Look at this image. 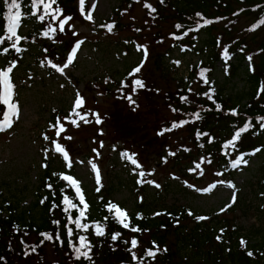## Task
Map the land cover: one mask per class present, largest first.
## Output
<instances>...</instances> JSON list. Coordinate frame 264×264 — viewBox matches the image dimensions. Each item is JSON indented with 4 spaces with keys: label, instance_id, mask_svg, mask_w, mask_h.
Listing matches in <instances>:
<instances>
[{
    "label": "rangeland",
    "instance_id": "rangeland-1",
    "mask_svg": "<svg viewBox=\"0 0 264 264\" xmlns=\"http://www.w3.org/2000/svg\"><path fill=\"white\" fill-rule=\"evenodd\" d=\"M125 1L84 0L82 12L78 0L79 16L66 15L59 20L60 23L67 17L72 18L65 25L63 32L66 36L58 37L62 41L67 39L70 47L61 44L57 37L48 41L55 44L60 60L58 67L43 64L47 56L42 52L40 39L27 45L24 51L19 48L16 59L10 62L0 52V69L5 67L7 70L14 65L10 76L15 85L13 99L19 106V115L12 117V126L0 131V216L5 218L11 209H15L16 216L24 214L30 220H38L40 208L37 200L42 192L39 180L49 168L61 173V181L73 189L78 203L75 187L63 176L70 175L77 181L88 206L96 200L110 199L127 217L141 212H150L152 217L157 212L179 215L182 210H187L192 213L187 231L196 224L205 225L209 230H221L225 220H229L230 226L238 231L237 238L249 248L254 246L264 234V139L259 151L244 158L246 164L235 168L231 164L221 167L206 165L202 156L188 163L185 159L182 167L169 162L158 168L157 159L151 156L148 161L150 157L145 158L139 149H133V155L129 151L121 152L119 149L123 145L110 141V133L107 134L110 129L104 122L105 116L117 109L112 105L113 97L104 90L107 83L114 90V81L129 76L155 84L162 92L174 91L179 82L189 77L192 66H200L208 60L210 52L205 49L206 44L213 35L226 34L227 21L211 32L202 33L194 45H176L172 41L149 44L153 42L157 28L146 29L147 18L141 3L133 2L128 6ZM123 3L126 4L121 16L116 17L115 13ZM241 7L243 4L238 5ZM89 13L91 19L87 18ZM253 21V16L240 17L231 35L222 36V43L225 45L233 36L251 52L257 51L264 44V29L245 34V29ZM105 22L112 25L119 22L122 26L116 28L114 24L109 31L100 27ZM34 24L21 11L17 32L32 33L37 27ZM140 27H145L141 33L138 31ZM171 28L170 23L163 24L164 31ZM76 44L80 47L72 64L63 73L59 72L57 69L67 62ZM259 60V56L254 58L255 63ZM254 62L243 60L240 51L227 57L223 55L212 77L215 90L240 108L247 104L246 95L253 88L249 78L254 72ZM141 65L140 72L134 73ZM78 93L83 106L75 108ZM74 112L86 114L89 122L84 123ZM93 113L99 115L100 123L96 122ZM3 119L4 115L0 116V121ZM73 120L79 126L73 124ZM61 127L64 131H60ZM219 130L223 132L224 126ZM56 144L64 148L68 160L64 159V152L56 151ZM123 153H128L132 159L140 155L142 170L135 171L131 160ZM169 155L170 152L166 151V156ZM92 164L99 172V184ZM196 164H200V168H196ZM141 171L145 172L143 179L139 176ZM148 180L153 183H147ZM228 182L235 187H229ZM214 184L216 187L212 188ZM79 205L83 210V205ZM85 212L91 213L90 207ZM114 215L117 217L115 209ZM197 217L207 219L198 220ZM49 257L53 258L50 253Z\"/></svg>",
    "mask_w": 264,
    "mask_h": 264
},
{
    "label": "trees",
    "instance_id": "trees-1",
    "mask_svg": "<svg viewBox=\"0 0 264 264\" xmlns=\"http://www.w3.org/2000/svg\"><path fill=\"white\" fill-rule=\"evenodd\" d=\"M77 1L56 0L52 10L54 12L59 8L60 12L56 14L57 18L53 19L51 15H45L43 5L34 6V0H18L22 13L30 17L37 27L29 34L17 32L23 39L16 47L24 51L27 45L40 39L42 52L47 56L43 64L58 67L60 60L57 59L55 44L48 41L51 37L55 39L57 37L58 40L59 36H66L64 32L59 31L58 23L66 15L79 16ZM125 2L128 6L133 2L141 3L147 18L146 29L157 28L153 34V42L149 44L155 42L164 44L172 41L176 45H194L202 33L211 32L225 21H227V31L220 37L213 35L208 40L205 48L210 52L208 60L200 66H192L189 77L179 82L174 91L162 92L155 84L140 78L131 79L129 76L122 81H114V90L111 88L112 85L107 83L104 90L113 97L112 105L117 108L109 112L104 119L110 129V132H107L110 133V141L120 142L123 145L122 149H119L121 152L129 151L130 155H133L132 150L136 148L144 153L145 158L150 157L148 161L154 156L158 161V168L162 163L169 162L182 167L185 159L188 163L200 156L203 157L202 161L206 162V165L215 164L221 167L231 164L240 155L247 159L252 153L257 152V149L262 147L264 139V127L261 126V121L264 120V44L257 51L251 52L243 42L233 36L224 45L222 36L231 35L240 17H254V21L245 29V34H254L264 29V24H261V20H264V0H127ZM45 3H51V0H45ZM126 3L118 8L116 17L121 16L123 5ZM146 4L151 7H145ZM239 4H243V7L238 8ZM152 8L155 11H152ZM41 15L45 16L43 21L39 19ZM6 18L7 5L5 0H0V39L4 40V43L0 44V52L10 62L16 59L18 51L12 47L13 41L7 39ZM204 20H209L211 23L204 25ZM113 23L116 28L122 26L119 22ZM165 23L171 24V30H163ZM108 25L112 23L105 22L100 27L107 29ZM177 25L181 27L177 28ZM50 28L56 31L49 32ZM144 30L145 27L138 29L140 33ZM46 32H49V35L46 36ZM61 44L69 46V41L66 39ZM225 48L228 49L229 55L240 51L243 60L250 62H254L255 57H260L257 63L254 62V72L249 78L253 88L246 95L248 102L241 108L232 100L225 98L222 92L215 90L212 83L216 64L224 55ZM4 49H7V52ZM158 57L161 58L160 55ZM158 63L160 66L159 59ZM4 69L5 67L0 71ZM205 79L208 83L204 82ZM135 80H141L144 86L136 87ZM129 95L132 99H136L134 104L127 99ZM209 96L211 99L208 98ZM184 97L187 99H183ZM5 112L7 106L0 104V116ZM233 112L236 115H233ZM249 121L252 124L250 130L242 134L240 140L236 141L235 147L226 148L225 145L233 139L235 132ZM174 123L180 126L173 128ZM223 126L225 130L222 132L219 128ZM165 129L170 130L165 131ZM100 135H103V132H100ZM166 151L170 152L169 156H166ZM137 157L134 159L140 167L133 164L135 171L142 170L140 164L142 157L140 155ZM39 181L42 192L37 200L40 208L38 220H30L24 214L16 216L15 209H11L10 214L5 218L0 216V264H264V234L254 246L249 248L237 238L238 231L230 226L229 220H225V224L222 225L223 231L209 230L202 224H196L187 231V223L192 220L187 210H182L179 215L157 212L159 215L155 217H152L150 212H141L139 215L125 219L124 222L129 224V228L126 229L118 222L114 209H111V204L117 205V203L105 198L90 202L91 213L85 212V217L81 218L82 223L89 224V230H76L71 221L82 209L73 189L61 181V173L46 168ZM65 196L77 205V209L64 211ZM96 224L104 227V236L95 235ZM133 227L138 231L133 232L131 230ZM68 228L74 231L72 237L67 235ZM116 233H119V237L113 241L111 236ZM57 234L60 236L59 240L56 239ZM49 235L52 236L50 240L46 238ZM79 235L86 236L92 245L91 261L84 258L75 259L69 241L79 246ZM133 239L137 240L136 248L131 245ZM157 249L159 251L155 257L147 255L149 250ZM249 252L252 255H249ZM49 253L53 258L49 257Z\"/></svg>",
    "mask_w": 264,
    "mask_h": 264
},
{
    "label": "snow or ice",
    "instance_id": "snow-or-ice-1",
    "mask_svg": "<svg viewBox=\"0 0 264 264\" xmlns=\"http://www.w3.org/2000/svg\"><path fill=\"white\" fill-rule=\"evenodd\" d=\"M5 3L7 5V33H8V40H12V47L16 50V51H20L19 48L16 47V45L23 39L22 36L17 34V29L20 25V21H21V4L18 3V0H5ZM56 3V0H51V3H45V0H34V6H36L37 4H41L43 5L44 8V12L45 15H51L53 19H56V14L60 12V9L57 8L55 9V11L53 12L52 10V5ZM81 3V11L83 12V4H84V0H80ZM145 7H151L150 5H145ZM152 11H155L154 8L151 9ZM199 15V14H197ZM89 19H91V13L88 14ZM39 19L41 21H43L45 19L44 15H41L39 17ZM71 17H67L64 20H61L59 23V31L63 32L65 30V25L68 23L69 20H71ZM204 25H207L209 23H211V21L209 20H204L203 21ZM261 24H264V20H261ZM203 26V25H200ZM113 25H108V29L109 31H111ZM177 28H180L181 25H177ZM55 29L50 28L49 32H55ZM49 32H46L45 35H49ZM13 38H15L13 40ZM4 40L0 39V44H3ZM80 47V44H76L75 47L72 49L71 55L68 56L67 58V62L63 65V67L58 68L57 70L61 73L64 72V69L67 68L69 65L72 64L73 59L76 55V51L77 49ZM5 52H7V49H4ZM224 55L227 57L229 55L228 53V49L225 48L224 50ZM176 63H179L178 61ZM54 68L56 67V65H52ZM13 67H9L7 68V70L4 71H0V104L6 105L8 111L4 113V119L3 121H0V131H4L6 128H10L12 126V117L16 116L18 117L19 115V106L16 102H14V88L15 85L12 81V77L10 76V74L13 71ZM141 66H138L137 68H135L134 73H138L141 70ZM201 76H204V72H201ZM205 83H208V81L205 79L204 81ZM134 85L136 87H143V82L141 80H135L134 81ZM122 87H126V85H122ZM135 90V88L133 89ZM209 99H211V96L208 97ZM127 99L129 100L130 103H135V101L132 99V96L129 95L127 96ZM183 99H187V97H184ZM83 106V99L79 96V93L77 94V99L75 101V108H80ZM217 108H219V105H217ZM75 115L80 116V119L83 120L84 123H88L89 120L87 118V115H81L78 112H74ZM233 115H236L235 112L232 113ZM93 115L96 116V122L100 123V118L98 114L93 113ZM197 118H199V113L196 114ZM57 123H59V119L57 120ZM73 124H75L76 126H79V124L77 123V121L73 120L72 121ZM186 123V122H185ZM180 125L174 123L172 125L173 128L178 127ZM261 126L264 127V120L261 121ZM252 127L251 122H246L244 123L243 127L239 128L238 131L235 132V135L233 136V139L230 140L228 142L227 145H225L226 148L228 147H235L236 141L240 140L241 136L243 133H247L250 128ZM170 129H165V131H168ZM60 131H64L63 127H61ZM59 135V133H57ZM162 134V133H161ZM206 135V134H205ZM47 138V137H46ZM68 139H71V137H68ZM203 146V145H201ZM56 151L57 152H64V159L68 160V154L65 152L64 148L61 147L60 144H56ZM257 151H259V149H257ZM174 154V153H173ZM125 157H128L131 160V163L136 165V167H140V165L137 163V161L135 159H132L131 157H129L128 153H123L122 154ZM242 163H247V161L244 159L243 155H240L239 157H237L235 160H233L231 162L232 167H238L240 164ZM92 168L94 170H96L97 174H96V181L97 184L100 183V177H99V172L96 168L95 164H92ZM196 168H200V164H196ZM203 174V173H201ZM217 175H221V173H217ZM139 176L140 177H144L145 176V172L141 171L139 172ZM64 180L69 181L74 187H75V191L79 197V203L81 205H83V210H79L78 211V216L72 220L71 222L74 223L75 229L76 230H83V231H88L89 230V224L88 223H82L81 222V218L85 217V210L88 209V204L85 203V198L84 195L81 194V188L79 187L78 183L76 180L73 179L72 176L70 175H65L62 177ZM147 183L151 184L153 183V181L148 180ZM220 183H225L224 181H220ZM157 187H159V185H156ZM228 186L229 187H235L233 184H231L230 182H228ZM50 187V186H49ZM216 185H212V188H215ZM97 191H99L100 189L97 188ZM210 189H205V191H209ZM63 202L66 205V207L64 208L65 212H68L69 209H77V205L75 203H73L67 196H65L63 198ZM233 202H235V194H233ZM231 205H229L230 207ZM111 209H115L116 211V216L118 219V222L121 223L123 225L124 228H129V224L125 223V219H127L126 213L124 211H122L116 204H111ZM221 211H224V209H222ZM192 213H189V215H191ZM159 215V213L157 214ZM198 220H205L207 219V217H197ZM53 223H59V221H53ZM133 232L138 231L137 228L133 227L131 229ZM67 235L69 237H72L74 235V231L72 228H68L67 229ZM95 235L97 236H104L105 235V230L104 227L101 224H96L95 225ZM119 237V233L113 234L111 236V239L113 241L117 240ZM47 239H52V236H47ZM56 239L59 240L60 236L59 234H57ZM219 239V237H218ZM78 242H79V246H75L71 243V241H69V246L72 247V250L74 252L75 255V259L76 260H80L81 258H84L86 260L91 261L92 260V256H91V248L92 245L90 244V242H88V238L84 235H79L78 237ZM241 243H243V241H241ZM131 245L133 248L137 247V240L133 239L131 240ZM33 251H35V249L33 248ZM159 249H157L156 251H152L149 250L147 252V255L149 257H155L158 253ZM164 251H167V249H164ZM249 255H252L251 252L248 253Z\"/></svg>",
    "mask_w": 264,
    "mask_h": 264
}]
</instances>
